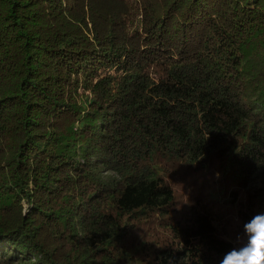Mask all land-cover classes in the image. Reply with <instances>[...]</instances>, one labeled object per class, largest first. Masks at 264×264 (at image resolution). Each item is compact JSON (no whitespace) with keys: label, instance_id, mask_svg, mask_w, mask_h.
Here are the masks:
<instances>
[{"label":"trees","instance_id":"1","mask_svg":"<svg viewBox=\"0 0 264 264\" xmlns=\"http://www.w3.org/2000/svg\"><path fill=\"white\" fill-rule=\"evenodd\" d=\"M258 213L264 0H0V264H219Z\"/></svg>","mask_w":264,"mask_h":264},{"label":"clouds","instance_id":"2","mask_svg":"<svg viewBox=\"0 0 264 264\" xmlns=\"http://www.w3.org/2000/svg\"><path fill=\"white\" fill-rule=\"evenodd\" d=\"M234 245L219 264H264V213L255 214L243 224Z\"/></svg>","mask_w":264,"mask_h":264},{"label":"rangeland","instance_id":"3","mask_svg":"<svg viewBox=\"0 0 264 264\" xmlns=\"http://www.w3.org/2000/svg\"><path fill=\"white\" fill-rule=\"evenodd\" d=\"M262 185V181H261V178L257 175V177H254L251 181V184H250V188L251 190H255L257 189L258 187H260Z\"/></svg>","mask_w":264,"mask_h":264}]
</instances>
